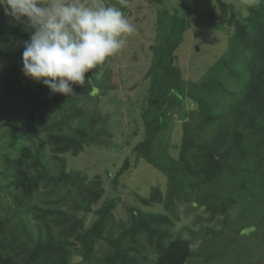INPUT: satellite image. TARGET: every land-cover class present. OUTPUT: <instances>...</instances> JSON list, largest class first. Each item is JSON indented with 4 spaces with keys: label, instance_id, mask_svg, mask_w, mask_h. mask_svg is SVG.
Returning a JSON list of instances; mask_svg holds the SVG:
<instances>
[{
    "label": "trees",
    "instance_id": "16d2710c",
    "mask_svg": "<svg viewBox=\"0 0 264 264\" xmlns=\"http://www.w3.org/2000/svg\"><path fill=\"white\" fill-rule=\"evenodd\" d=\"M110 2L126 11L124 1ZM218 6L230 47L202 80L176 84L190 8L167 16L169 27L152 45L145 136L111 182L119 191L145 161L166 174L167 187L134 192L139 206L127 205L124 218L117 216L121 194L105 198L103 176L69 169L67 157L100 142L104 130L93 114L97 91L109 92L100 78L107 61L86 73L83 85L74 84L72 96L52 94L21 71L30 26L0 8V115L12 118L11 126L0 124V264H187L193 242L174 231L182 203L226 213L244 194L264 196V0L245 14L223 0ZM175 112L187 116L178 157L161 151ZM155 205L161 210L147 209Z\"/></svg>",
    "mask_w": 264,
    "mask_h": 264
},
{
    "label": "rangeland",
    "instance_id": "374dc122",
    "mask_svg": "<svg viewBox=\"0 0 264 264\" xmlns=\"http://www.w3.org/2000/svg\"><path fill=\"white\" fill-rule=\"evenodd\" d=\"M119 1L126 3L124 13L134 25L135 32L127 38L126 46L117 55L106 60L100 74L102 85L109 92L105 94L97 91L98 109L93 115L99 119L97 129L104 132L100 142L90 144L78 156L68 154L67 157L71 165L69 169L83 171L91 179L97 175L103 176L107 189L105 198L121 194L123 202L117 209V216L124 218L129 214L127 205L139 206V202L134 200V192L148 195L153 187L164 188L167 185L166 174L145 161L133 167L127 180L122 182L120 192L113 190L111 182L132 146L145 136L143 102L149 86L145 74L153 59L152 45L156 44L159 37L162 39L161 34H165L169 27V19L172 18L167 20V16L172 17L176 11H184L185 6L191 10L192 25L185 32L184 40L176 52L178 57L175 66L179 68L175 76L177 85L202 80L210 68L228 54L230 38L221 29L219 0ZM223 1L234 4L244 14L249 5L259 2ZM103 2L111 3L110 0ZM112 6L120 8L118 5ZM165 9L168 14L161 12ZM87 101L89 106L93 104L90 99ZM194 105L192 103L190 107ZM185 119L187 116L182 112L173 114L168 129L161 134V151L178 157ZM11 120L1 113L0 124L4 127L11 126ZM211 189L208 187V194ZM263 190L257 189L255 192L260 196ZM242 196L226 213L215 212L204 205L181 204L174 231L176 236L193 242L195 254L187 264H264V196L258 200L249 194ZM7 206L13 207V204L9 201ZM147 209L161 210L156 205ZM94 216L91 214L88 221L91 222ZM78 259L77 256L74 258Z\"/></svg>",
    "mask_w": 264,
    "mask_h": 264
},
{
    "label": "clouds",
    "instance_id": "9594fccd",
    "mask_svg": "<svg viewBox=\"0 0 264 264\" xmlns=\"http://www.w3.org/2000/svg\"><path fill=\"white\" fill-rule=\"evenodd\" d=\"M6 16L30 26L22 73L52 94L73 95L85 74L117 55L135 32L124 12L103 0H0Z\"/></svg>",
    "mask_w": 264,
    "mask_h": 264
}]
</instances>
